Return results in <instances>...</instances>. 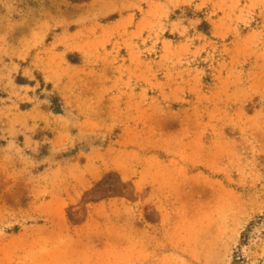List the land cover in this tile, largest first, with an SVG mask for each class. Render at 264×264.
<instances>
[{
	"label": "rangeland",
	"instance_id": "374dc122",
	"mask_svg": "<svg viewBox=\"0 0 264 264\" xmlns=\"http://www.w3.org/2000/svg\"><path fill=\"white\" fill-rule=\"evenodd\" d=\"M0 264H264V0H0Z\"/></svg>",
	"mask_w": 264,
	"mask_h": 264
}]
</instances>
